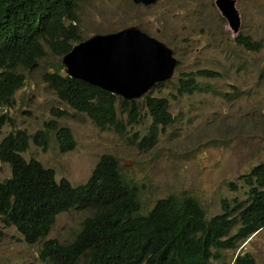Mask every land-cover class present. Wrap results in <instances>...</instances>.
Instances as JSON below:
<instances>
[{"label":"rangeland","instance_id":"1","mask_svg":"<svg viewBox=\"0 0 264 264\" xmlns=\"http://www.w3.org/2000/svg\"><path fill=\"white\" fill-rule=\"evenodd\" d=\"M236 7L241 19L238 32L258 40V49H247L234 40L237 32L215 0H157L151 5L132 0L80 1V40L94 32L136 24L173 49L178 59L173 75L152 88L153 94L168 97L173 121L163 129L157 125L150 144L144 137L151 133L152 118L144 107L139 121L123 133L100 128L43 80L42 71L52 70L48 64L61 57L45 45L39 67L24 70L25 83L10 104L0 106V113L10 118L0 128V139L14 128L33 133L44 120L56 118L70 127L75 146L60 151L55 132L49 130L45 148L31 140L22 155L53 167L57 179L66 177L79 184L89 177L99 156L110 152L118 158L125 177L138 185L144 210L159 197L186 192L199 199L210 217L221 209L223 197L245 199L247 186L239 176L264 160V0H236ZM201 68L220 75L195 74L200 89L178 94L182 73ZM52 107L63 108L67 114L56 117ZM10 173L9 164L0 162V179ZM92 212L91 207H73L59 213L48 236L70 241ZM0 230V264H47L39 259L41 239L27 243L15 227H6L1 220ZM244 250L254 255L256 264H264V228L234 247L222 248V258L231 261Z\"/></svg>","mask_w":264,"mask_h":264},{"label":"trees","instance_id":"2","mask_svg":"<svg viewBox=\"0 0 264 264\" xmlns=\"http://www.w3.org/2000/svg\"><path fill=\"white\" fill-rule=\"evenodd\" d=\"M80 1L0 0V106L10 104L15 90L25 83L19 66L36 69L39 58L46 54L45 45L61 56L81 39L77 14ZM234 39L247 49L260 46L258 40L241 32ZM48 66L52 70L46 67L42 71L43 80L100 128L112 127L123 133L128 125L139 121L144 107L152 118L151 133L144 137L150 144L157 125L163 129L173 121L168 97L153 94L152 89L139 99H125L70 76L60 60ZM195 74L218 76L220 72L210 68L183 72L178 94L200 89ZM163 84L159 81L154 87ZM51 113L59 117L67 111L52 107ZM8 120L6 112L0 113V128ZM49 130L55 132L60 151L75 146L70 127L56 118L44 120L33 133L14 128L0 139V162H7L11 169L10 176L0 179V219L14 224L27 243L42 240V262L256 264L249 251L238 252L233 260L226 261L221 249L234 247L264 225V160L239 176L247 186V197H223L221 210L209 218L199 199L186 192L159 197L144 210L138 185L125 177L118 158L110 152L99 156L89 177L79 184L66 177L56 179L53 167L35 157L25 158L21 152L31 140L43 148L48 145ZM72 207H91L93 212L83 218L70 241L48 236L57 214Z\"/></svg>","mask_w":264,"mask_h":264},{"label":"water","instance_id":"3","mask_svg":"<svg viewBox=\"0 0 264 264\" xmlns=\"http://www.w3.org/2000/svg\"><path fill=\"white\" fill-rule=\"evenodd\" d=\"M151 5L156 0H132ZM230 28L237 32L240 15L236 0H215ZM72 77L99 86L126 99L141 97L159 81L170 78L178 60L163 40L132 24L94 32L61 55Z\"/></svg>","mask_w":264,"mask_h":264},{"label":"clouds","instance_id":"4","mask_svg":"<svg viewBox=\"0 0 264 264\" xmlns=\"http://www.w3.org/2000/svg\"><path fill=\"white\" fill-rule=\"evenodd\" d=\"M156 1H157V0H156ZM217 7H218V6H217ZM218 8H219V7H218ZM219 10H220V9H219ZM220 12H221V11H220ZM222 15H223V14H222ZM224 17H225V16H224ZM225 19H226V18H225ZM240 21H241V19H240ZM239 26H240V25H239ZM238 31H239V29H238ZM238 31H237L236 35L239 33ZM234 32H235V31H234ZM241 33H242V32H241ZM243 34H244V33H243ZM236 35H235V36H236ZM246 35H249V34H246ZM235 36H234V38H235ZM249 36H250V35H249ZM250 37H251V36H250ZM158 39H159V38H158ZM252 39H253V38H252ZM234 40H235V39H234ZM253 40H254V39H253ZM79 41H80V40H79ZM77 42H78V41H77ZM74 43H76V42H74ZM74 43H73V44H74ZM237 43H238V42H237ZM73 44H72V45H73ZM257 49H258V48H257ZM173 54H174V53H173ZM61 55H62V54H61ZM60 58H61V57H60ZM176 58H177V57H176ZM177 60H178V59H177ZM60 62H61V59H60ZM61 63H62V62H61ZM177 65H178V64H177ZM177 65H176V66H177ZM19 68H22V70H20ZM64 69H65V67H64ZM17 70H18V71H22V72L24 73V70H32V69H24L22 66H19V67L17 68ZM213 70H214V69H213ZM24 74H25V73H24ZM166 80H167V79H166ZM164 81H165V80H164ZM45 82H46V81H45ZM46 83H47V82H46ZM47 84H48V83H47ZM155 85H156V84H155ZM48 86H49V85H48ZM98 87H99V86H98ZM153 87H154V86H153ZM153 87H152V88H153ZM19 88H20V87H19ZM100 88H101V87H100ZM152 88H150V89H152ZM17 89H18V88H17ZM17 89H16V90H17ZM150 89H149V90H150ZM16 90H15V91H16ZM105 90H106V89H105ZM149 90H148V91H149ZM148 91H147V92H148ZM14 93H15V92H14ZM55 93H56V92H55ZM112 93H113V92H112ZM144 94H145V93H144ZM144 94H143V95H144ZM143 95H142V96H143ZM57 96H58V95H57ZM119 96H120V95H119ZM142 96H141V97H142ZM58 97H59V96H58ZM121 97H122V96H121ZM59 98H60V97H59ZM122 98H123V97H122ZM138 98H140V97H138ZM60 99L63 100L62 98H60ZM125 99H126V98H125ZM134 99H136V98H134ZM63 101H64V100H63ZM72 108H73V107H72ZM118 110H119V107H118ZM167 125H168V124H167ZM165 126H166V125H165ZM53 169H54V168H53ZM54 171H55V170H54ZM10 174H11V173H10ZM9 176H10V175H9ZM55 177H56V175H55ZM5 178H6V177H5ZM60 178H61V177H60ZM60 178H58V179H60ZM3 179H4V178H3ZM56 179H57V178H56ZM220 207H221V205H220ZM72 208H73V207H72ZM68 210H69V209H68ZM220 210H221V209H220ZM220 210H219V211H220ZM66 211H67V210H66ZM219 211H218V212H219ZM62 212H63V211H62ZM60 213H61V212H60ZM216 213H217V212H216ZM214 214H215V213H214ZM57 215H58V214H57ZM56 217H57V216H56ZM207 218H209V217H207ZM0 220H1V219H0ZM1 221H2V220H1ZM2 223H3L6 227H15L14 224H6V223L3 222V221H2ZM15 228H16V227H15ZM263 228H264V225L259 226V227L256 228L252 233H250V235H249L247 238H245L243 241H246V240H247L252 234H254V233L260 231V230L263 229ZM233 229H234V228H233ZM17 230H18V229H17ZM20 233H21V232H20ZM1 234H3L2 230H0V235H1ZM21 234H22V233H21ZM22 236H23V234H22ZM23 239H24V238H23ZM241 242H242V241H241ZM238 243H240V242H238ZM238 243H237V244H238ZM237 244H236V245H237ZM244 251H248V250H244ZM244 251H242V252H244ZM236 254H237V253H236ZM236 254H235V255H236ZM234 257H235V256H234ZM234 257H233V259H234ZM233 259H232V260H233Z\"/></svg>","mask_w":264,"mask_h":264}]
</instances>
